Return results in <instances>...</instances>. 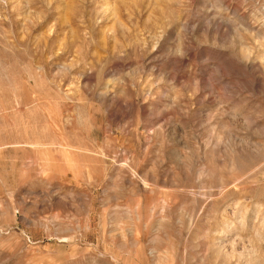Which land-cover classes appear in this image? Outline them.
<instances>
[{"label": "rangeland", "instance_id": "obj_1", "mask_svg": "<svg viewBox=\"0 0 264 264\" xmlns=\"http://www.w3.org/2000/svg\"><path fill=\"white\" fill-rule=\"evenodd\" d=\"M263 38L264 0H0V264H264Z\"/></svg>", "mask_w": 264, "mask_h": 264}, {"label": "bare ground", "instance_id": "obj_2", "mask_svg": "<svg viewBox=\"0 0 264 264\" xmlns=\"http://www.w3.org/2000/svg\"><path fill=\"white\" fill-rule=\"evenodd\" d=\"M115 6V5H114ZM116 7V6H115ZM218 28H219V26H218ZM254 32V31H253ZM256 32V31H255ZM220 33V32H219ZM258 37V36H257ZM259 38H261V37H259ZM258 38V39H259ZM264 39V38H263ZM262 40V39H261ZM264 42V41H263ZM247 52V51H246ZM236 55V54H235ZM248 55V54H247ZM250 55V54H249ZM235 57V56H234ZM255 60V59H254ZM240 61V60H239ZM242 62V61H241ZM252 66V65H251ZM241 230V229H240Z\"/></svg>", "mask_w": 264, "mask_h": 264}]
</instances>
